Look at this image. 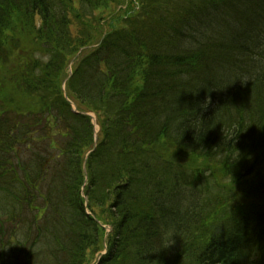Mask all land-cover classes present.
<instances>
[{
    "label": "trees",
    "instance_id": "trees-1",
    "mask_svg": "<svg viewBox=\"0 0 264 264\" xmlns=\"http://www.w3.org/2000/svg\"><path fill=\"white\" fill-rule=\"evenodd\" d=\"M123 1L0 0V264H264V0Z\"/></svg>",
    "mask_w": 264,
    "mask_h": 264
},
{
    "label": "rangeland",
    "instance_id": "rangeland-1",
    "mask_svg": "<svg viewBox=\"0 0 264 264\" xmlns=\"http://www.w3.org/2000/svg\"><path fill=\"white\" fill-rule=\"evenodd\" d=\"M139 0H124L122 3H120L119 5H116L113 7L111 6V8H113L112 10H110L111 12L106 13L104 18L101 21V31L102 34H105L108 29H109V24L111 22H117L116 17L119 16L118 20H123L124 17H126V14H130L133 13L134 11H138L139 10ZM70 69H71V62L68 65L67 68V77L70 74ZM62 88H64V85L62 86ZM92 119L94 118L93 115ZM94 122V126L95 129H98V126L96 125L95 121ZM108 229V228H106Z\"/></svg>",
    "mask_w": 264,
    "mask_h": 264
}]
</instances>
